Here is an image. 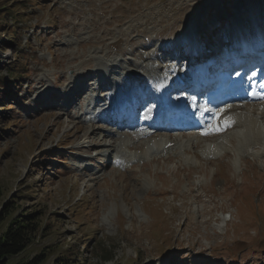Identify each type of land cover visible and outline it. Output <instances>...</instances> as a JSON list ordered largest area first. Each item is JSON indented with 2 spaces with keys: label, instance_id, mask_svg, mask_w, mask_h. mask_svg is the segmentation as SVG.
I'll list each match as a JSON object with an SVG mask.
<instances>
[{
  "label": "rangeland",
  "instance_id": "1",
  "mask_svg": "<svg viewBox=\"0 0 264 264\" xmlns=\"http://www.w3.org/2000/svg\"><path fill=\"white\" fill-rule=\"evenodd\" d=\"M261 1L0 0V36L17 48L0 45V78L26 73L0 85V232L26 212L37 224L30 245L7 264L39 254L47 256L41 264H55L66 250L94 264H264L262 138L246 148L263 151L258 157L241 153L244 129L235 127L220 158L202 154L223 138L211 134L138 159L153 141L106 131L92 115L104 80L149 62L158 71L161 48L198 31L207 45L249 19L244 31L251 29L264 18ZM72 86L80 92L74 102L64 95ZM101 144L115 148L102 165ZM96 148L97 158L89 153ZM99 246L110 250L109 262Z\"/></svg>",
  "mask_w": 264,
  "mask_h": 264
},
{
  "label": "bare ground",
  "instance_id": "2",
  "mask_svg": "<svg viewBox=\"0 0 264 264\" xmlns=\"http://www.w3.org/2000/svg\"><path fill=\"white\" fill-rule=\"evenodd\" d=\"M261 4H262V1H261ZM259 7H260V10L258 11L257 14L261 18H263L264 17L263 6H259ZM258 15H257V17H258ZM263 20H264V18H263ZM263 20H261L260 18L254 20V23H252V27H251L252 30L250 28H248L246 30V33L249 32L250 30H251L250 32L256 31L254 34H252V36L259 37V35L264 31L262 29V27L264 26V23L262 24ZM250 22L251 21H249L248 23H250ZM248 34L249 33H247V35ZM190 46H191V48L189 49V47L186 45L185 46V50H192L193 51V49L195 47H192V45H190ZM175 49H176L175 47H170V48H167L166 51L173 52ZM149 64L153 68V63H150L149 62ZM147 67L150 68L149 66H144V68H142L141 70L144 71ZM150 72L152 73V71H149V72H147V74L152 75V74H150ZM174 72H175V70L173 69L171 71V73H174ZM178 74H179L178 71L175 72V77ZM133 79L135 80V78H133ZM157 79L159 81L161 80V79H159V77ZM115 80H117V78L114 79L113 81H109V80H107V81H109V82L112 83ZM107 81L104 80V83H106ZM151 81L154 83V79H152ZM78 89L75 86H72L70 88V90H69V94H68V92H64V95L67 96L68 98H73V97L76 98L78 96V94L80 93L78 91ZM255 113L259 115V118H257V117L254 116ZM263 113H264V103L261 104V107H256L254 111L252 109H250V106L249 107L248 106H243V107H236L235 109L230 110L228 112L229 116H228L227 119H229L231 121H234V123L237 124V128L236 129H240L241 131H243V129H244V131L242 132V134H240L241 135V138H242V142L239 145V148L242 149L241 150V153L244 154V155L251 154V153H249L246 150L247 146L252 145L255 141L260 140V138H262L261 140H264V131H263L264 122L262 120V116H263L262 114ZM219 127H221V124H219ZM262 131H263V134H261ZM228 135H229L228 133L227 134H224V135H221L223 138L218 143H212V144L206 145L204 147V149L202 150V154H205L204 156L207 157V158H209L210 156H212V158H220L226 152L222 148V146H224L225 143L229 140L230 136H228ZM153 138H155V137H153ZM199 138H200V136L199 137H196L195 139L198 140ZM219 138H221V137H219ZM196 140H192L191 144H193L194 141H196ZM151 141L152 140L148 141L147 144H149ZM166 143H167L166 141L153 140V143H152L153 145H149L151 151H149V152H147V151L142 152L141 151L138 154H135V157H137L138 159H142L148 153H150V154H158V153H163L165 151H168L169 149H167L166 146H165ZM131 145H134V144L131 143ZM113 147H114V145L111 144L106 150H110L111 151L113 149ZM180 147H183V145L182 144L179 145V148ZM94 151H95V153H98V150H95L94 149ZM260 154H263V151L261 153H258L257 152L256 154H251V155H254L255 157H258ZM123 157L124 156L121 155V156H119L117 158L121 160V159H123ZM187 162H188V160H187ZM235 167L238 168L240 166L238 165V166H235ZM229 217L230 216L228 214L227 220H229ZM230 221H231V219H230Z\"/></svg>",
  "mask_w": 264,
  "mask_h": 264
},
{
  "label": "trees",
  "instance_id": "3",
  "mask_svg": "<svg viewBox=\"0 0 264 264\" xmlns=\"http://www.w3.org/2000/svg\"><path fill=\"white\" fill-rule=\"evenodd\" d=\"M33 3H35V1H33ZM16 15H18L19 17V15L21 14L19 12ZM1 16H6L8 18L10 17L8 14H3ZM13 27L16 28L18 26ZM9 42L11 46H14L15 49H17L15 46V41L7 40L0 36V45L8 44ZM9 72L10 74L7 76V78H3V80L0 78V85H3V89L9 84L7 80H15V74H17L18 77H20V74H26L22 70H18L16 73L12 70ZM34 219L35 218L33 212H26L25 214L19 215V217H15L14 219L12 218L8 223L5 231L0 232V264H7L8 260L11 257L19 255L30 245V243L32 242V235H34L37 230V224L34 222ZM2 222V214L0 213V224ZM84 242L89 244L90 241L86 238L84 239ZM96 250L104 252L101 256H99L101 262L106 263L112 259L110 250L105 251L104 248L100 246L96 248ZM67 251L68 250L63 251L62 256L56 260L55 264H94L90 261L84 263L80 259L75 260V257H77L78 254H74V257H72L66 255ZM45 259H47V256L45 258H42V255L39 254L38 256H35L31 259L15 264H41Z\"/></svg>",
  "mask_w": 264,
  "mask_h": 264
},
{
  "label": "snow or ice",
  "instance_id": "4",
  "mask_svg": "<svg viewBox=\"0 0 264 264\" xmlns=\"http://www.w3.org/2000/svg\"><path fill=\"white\" fill-rule=\"evenodd\" d=\"M237 75H239V73H237ZM253 75H255V73H253ZM264 86V85H262ZM158 87H163V85H159ZM151 109H148V111H150ZM196 110L198 111L199 110V105H197L196 107ZM205 111H208V112H211L212 110L211 109H205ZM213 115H217L216 113H213ZM225 126H228L227 123L225 124ZM222 130L220 127H219V124L217 123V125L209 130H206L204 132H202L201 134L202 135H208V134H211V132H215V131H220Z\"/></svg>",
  "mask_w": 264,
  "mask_h": 264
}]
</instances>
